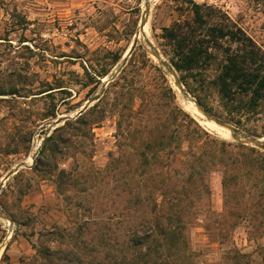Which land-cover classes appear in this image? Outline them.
<instances>
[{"label": "rangeland", "instance_id": "rangeland-1", "mask_svg": "<svg viewBox=\"0 0 264 264\" xmlns=\"http://www.w3.org/2000/svg\"><path fill=\"white\" fill-rule=\"evenodd\" d=\"M194 1L220 8L264 52V0ZM143 9L144 0H0V183L37 144L33 165L0 190V264H264V160L238 145L264 151L186 108L151 55L147 41L169 60L160 34L186 15L183 0H149L140 31ZM168 86L207 135L177 118L189 141L152 155L169 120ZM193 86L183 85L209 114L264 141V102L232 112L214 88ZM97 96L82 113L87 125L72 122L43 146L53 130L41 125ZM177 217L180 253L161 234ZM146 229L152 251L141 258L128 238Z\"/></svg>", "mask_w": 264, "mask_h": 264}, {"label": "trees", "instance_id": "trees-1", "mask_svg": "<svg viewBox=\"0 0 264 264\" xmlns=\"http://www.w3.org/2000/svg\"><path fill=\"white\" fill-rule=\"evenodd\" d=\"M183 2L186 5V15L180 17L179 14V18L171 25L163 27L160 34L163 46L168 47V61L179 74L181 83L191 93L194 92L193 83L198 84L200 90L214 88L223 106L229 108V111L254 112L264 102V52L220 8L194 0H183ZM118 58L115 57L113 63ZM84 72L90 84L97 82L87 70ZM210 73L213 74L212 77ZM105 74L104 71L101 76ZM164 97L170 111L169 120L158 130L156 141L149 145L152 155H157L158 151L171 145H173L172 149L179 148L182 140L189 141L186 139L190 135L188 130L180 136L177 128L172 127V121L177 118L181 119L185 128L192 126L190 133L199 131L207 135L198 122L176 104L175 94L170 86L166 88ZM195 98L205 110L209 111L200 97L195 96ZM72 122L87 125L83 114L75 120L66 121L44 139L43 146L48 141H61L66 125ZM238 146L247 150L250 155L264 160L263 152L241 144ZM38 162L36 160L35 163ZM163 211V208L159 207L156 212L158 214ZM183 227L177 217L176 223L163 226L161 229V234L169 243V247H174L177 253L186 250ZM149 231L146 229L141 234L134 233L128 238L132 251L141 253V258H148L152 251ZM150 233L152 235L153 232Z\"/></svg>", "mask_w": 264, "mask_h": 264}, {"label": "water", "instance_id": "water-1", "mask_svg": "<svg viewBox=\"0 0 264 264\" xmlns=\"http://www.w3.org/2000/svg\"><path fill=\"white\" fill-rule=\"evenodd\" d=\"M148 13H149V0H144V9H143L142 17L140 18L137 30L138 29L139 30H143V27L146 25V22H147ZM136 34H137V31H136L135 35ZM137 42H138L137 38L134 37L131 46L129 47V49L126 51V53L122 57V62L123 63H125L126 59L133 52ZM146 43H147V46L149 48V51H150L151 55L157 61V63L159 65H161L162 67L166 68L169 71V73L172 75L173 81H174V85L179 90V92L182 94L184 102L192 103L193 106L197 109V111L203 116V118L206 121H211V122H213V123H215V124H217V125H219L221 127H224L225 129L229 130L232 133V137L236 141H239L242 144L254 146V147L264 151V141H262V139L251 137V136H248V135H245V134L239 132L237 129L233 128L231 125H229V124L221 121L219 118L214 117L211 114H209L199 104V102H197L193 97L189 96L188 92L185 90V88L181 84V82L179 80V77L177 76L176 71L173 69V67L170 65V63L165 60V58L161 55L159 50L150 41H147ZM98 99H99V96L95 97L92 100L87 101L75 113H71L69 115L57 117V118H55L52 121L46 122L45 124L40 126L39 130L42 131V130L47 129L48 133H49L50 131L54 130L58 126L62 125L64 123V121H66L68 119H74V118L80 116L82 113H84L86 111V109L91 105V103L93 101H97ZM36 155H37V152H35L31 156V163L30 164L21 162V163H18L17 165H15L14 169L9 174H7V176L3 179L2 183H0V190H1L2 186H3L4 181L7 180L8 177L11 174L16 173L20 168H23V167L24 168H30L33 165V163H34V159H35Z\"/></svg>", "mask_w": 264, "mask_h": 264}, {"label": "bare ground", "instance_id": "bare-ground-1", "mask_svg": "<svg viewBox=\"0 0 264 264\" xmlns=\"http://www.w3.org/2000/svg\"><path fill=\"white\" fill-rule=\"evenodd\" d=\"M140 31H142V30H140ZM140 35H141V34H140ZM138 36H139V35H138ZM184 105L186 106V108L190 109L192 112L197 113V112H196V109L192 106V103H190V102H185ZM35 143H36V142H35ZM36 146H37V144H34V145H33L32 151H31L29 157H28V158L26 159V161H25L26 163H29V162L31 161V156L35 153Z\"/></svg>", "mask_w": 264, "mask_h": 264}]
</instances>
